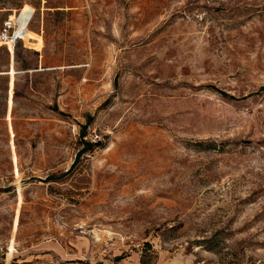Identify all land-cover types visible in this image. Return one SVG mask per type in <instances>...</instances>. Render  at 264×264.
I'll list each match as a JSON object with an SVG mask.
<instances>
[{
    "label": "rangeland",
    "instance_id": "obj_1",
    "mask_svg": "<svg viewBox=\"0 0 264 264\" xmlns=\"http://www.w3.org/2000/svg\"><path fill=\"white\" fill-rule=\"evenodd\" d=\"M26 4L0 264H264V0H0V28Z\"/></svg>",
    "mask_w": 264,
    "mask_h": 264
},
{
    "label": "built area",
    "instance_id": "obj_2",
    "mask_svg": "<svg viewBox=\"0 0 264 264\" xmlns=\"http://www.w3.org/2000/svg\"><path fill=\"white\" fill-rule=\"evenodd\" d=\"M26 6L17 10L3 21L0 28V46H5L13 54L20 41H24L23 34L31 24L35 8L31 5L24 12Z\"/></svg>",
    "mask_w": 264,
    "mask_h": 264
},
{
    "label": "trees",
    "instance_id": "obj_3",
    "mask_svg": "<svg viewBox=\"0 0 264 264\" xmlns=\"http://www.w3.org/2000/svg\"><path fill=\"white\" fill-rule=\"evenodd\" d=\"M1 47H5V46H1ZM5 48H7V47H5ZM8 50V49H7ZM9 51V50H8ZM10 52V51H9ZM11 53V52H10ZM12 54V53H11ZM84 147H83V149L80 151V153L81 152H85L86 150H88V149H90V148H92V146H93V142H91V141H87V142H84Z\"/></svg>",
    "mask_w": 264,
    "mask_h": 264
},
{
    "label": "bare ground",
    "instance_id": "obj_4",
    "mask_svg": "<svg viewBox=\"0 0 264 264\" xmlns=\"http://www.w3.org/2000/svg\"><path fill=\"white\" fill-rule=\"evenodd\" d=\"M28 4H26V7H25V9H24V12L28 9ZM32 29H30L29 27L25 30V32H24V34H23V39L25 38V36H27L29 33H30V31H31Z\"/></svg>",
    "mask_w": 264,
    "mask_h": 264
},
{
    "label": "crops",
    "instance_id": "obj_5",
    "mask_svg": "<svg viewBox=\"0 0 264 264\" xmlns=\"http://www.w3.org/2000/svg\"><path fill=\"white\" fill-rule=\"evenodd\" d=\"M36 32V31H35ZM38 34H40V33H38ZM40 35H42V34H40ZM39 51H41V50H39Z\"/></svg>",
    "mask_w": 264,
    "mask_h": 264
}]
</instances>
